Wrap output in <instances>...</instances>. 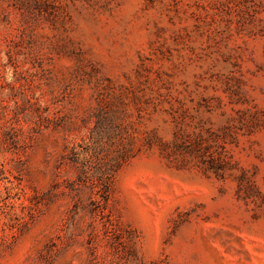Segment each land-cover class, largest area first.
I'll return each instance as SVG.
<instances>
[{
  "label": "rangeland",
  "instance_id": "rangeland-1",
  "mask_svg": "<svg viewBox=\"0 0 264 264\" xmlns=\"http://www.w3.org/2000/svg\"><path fill=\"white\" fill-rule=\"evenodd\" d=\"M0 264H264V0H0Z\"/></svg>",
  "mask_w": 264,
  "mask_h": 264
}]
</instances>
